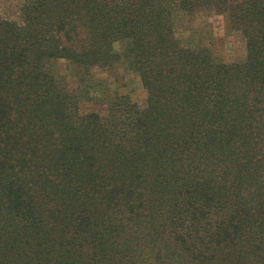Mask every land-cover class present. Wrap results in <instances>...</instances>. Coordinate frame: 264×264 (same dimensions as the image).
I'll list each match as a JSON object with an SVG mask.
<instances>
[{
	"label": "trees",
	"instance_id": "obj_1",
	"mask_svg": "<svg viewBox=\"0 0 264 264\" xmlns=\"http://www.w3.org/2000/svg\"><path fill=\"white\" fill-rule=\"evenodd\" d=\"M21 1L0 18V264H264V0ZM173 7L226 13L246 58L179 46ZM60 58L80 92L125 63L145 108L81 114Z\"/></svg>",
	"mask_w": 264,
	"mask_h": 264
},
{
	"label": "rangeland",
	"instance_id": "obj_2",
	"mask_svg": "<svg viewBox=\"0 0 264 264\" xmlns=\"http://www.w3.org/2000/svg\"><path fill=\"white\" fill-rule=\"evenodd\" d=\"M21 2L0 0V18L18 19ZM171 18L174 38L179 46L183 48L208 46L214 56L226 63L241 62L246 58L247 38L241 30L233 27L226 13L203 7L194 12L173 7ZM116 48L120 49L119 43L116 44ZM72 63L69 59L60 58L55 64L65 77L67 89L80 96L78 106L81 114L91 112L106 114L107 100L117 95L129 96L140 108H145L149 89L144 85L138 71L117 60L106 65H92L89 71L93 81L83 84L84 89H80V92L74 74L75 65ZM86 92L93 98H88ZM3 241L0 236V258L5 261L2 255L4 249L1 247ZM35 253L36 247L33 257Z\"/></svg>",
	"mask_w": 264,
	"mask_h": 264
}]
</instances>
